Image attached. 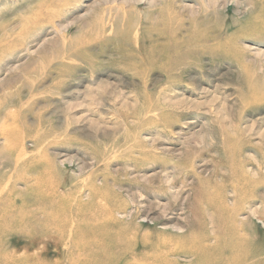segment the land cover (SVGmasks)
<instances>
[{"label":"rangeland","instance_id":"374dc122","mask_svg":"<svg viewBox=\"0 0 264 264\" xmlns=\"http://www.w3.org/2000/svg\"><path fill=\"white\" fill-rule=\"evenodd\" d=\"M198 1L0 0V264L264 263V0Z\"/></svg>","mask_w":264,"mask_h":264},{"label":"bare ground","instance_id":"6f19581e","mask_svg":"<svg viewBox=\"0 0 264 264\" xmlns=\"http://www.w3.org/2000/svg\"><path fill=\"white\" fill-rule=\"evenodd\" d=\"M198 2L200 4L199 5L200 9H204V7H205L204 2L202 3L201 0H199ZM63 4H65V3H63ZM32 164H34V163H32ZM14 167H15V165H14ZM39 168L41 169L42 166L41 167L39 166ZM43 170H45V169H43ZM0 178H1L0 179V192H1V190H2L1 181L3 179L6 180V176L4 174L0 173ZM5 193H6L5 199L6 200L10 199L9 200V206H13V204H12L13 202L11 201V197H13L15 195V193L12 191H6ZM1 199L2 198L0 196V201H1ZM48 201H51V200L49 199ZM54 201H55V199L52 200L51 203L53 204ZM44 202L40 201L38 207L41 208V206H43ZM45 203H49V202H45ZM47 207H48V204L44 205L43 210L44 209L46 210ZM3 212L4 211L1 210V208H0V213H3ZM56 212H57V214H55L54 218H52L48 222V224L37 226V229H35V231H34L35 232V234H34L35 238L34 239L28 238L26 233L23 230H19V231L12 233V234L15 233V235H13V237L16 236L15 240L21 239V238L22 239L27 238L29 240L28 246L26 245V248L23 249L22 254L29 251V252H34L36 254L39 253V256H40L41 252H44L46 250L45 248L51 247L54 249L56 254L53 258L41 256L40 258H38L39 259L38 264H63V263L64 264H71V263L75 262L74 258L78 257L77 255H72V257L65 258L58 253V251L67 247L64 245V242H63L64 235L66 233L78 231V228H80V227H78V228L75 227L76 225H73L72 220L67 221L66 218H65V220L61 219V217L66 216L61 207H59ZM15 226L19 227L20 222H18L15 219L9 220V221H4L0 217V233L7 231V230H11V228H14ZM248 244H249L248 238L241 240L240 237L235 236V235H231L229 240L226 241V244L220 250H218L217 254L207 255V252L205 251L204 247L202 245H200L197 240H195L194 245H193V251L195 252V263L194 264H252V258H253L252 256L256 255L255 254L256 251L251 250V248ZM259 252H260V250H259ZM224 254H227V258L223 261L221 257ZM20 256L21 255L11 256L9 254L7 256L0 255V259H1V261H4V262L11 260V262L22 263Z\"/></svg>","mask_w":264,"mask_h":264}]
</instances>
